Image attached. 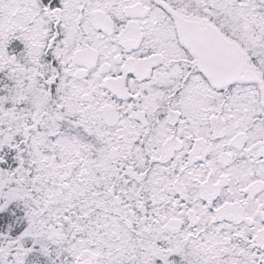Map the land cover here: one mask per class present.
I'll return each instance as SVG.
<instances>
[{"label":"snow or ice","instance_id":"1","mask_svg":"<svg viewBox=\"0 0 264 264\" xmlns=\"http://www.w3.org/2000/svg\"><path fill=\"white\" fill-rule=\"evenodd\" d=\"M0 264H264V0H0Z\"/></svg>","mask_w":264,"mask_h":264}]
</instances>
